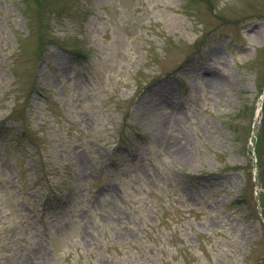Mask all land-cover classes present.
I'll use <instances>...</instances> for the list:
<instances>
[{
  "label": "rangeland",
  "instance_id": "rangeland-1",
  "mask_svg": "<svg viewBox=\"0 0 264 264\" xmlns=\"http://www.w3.org/2000/svg\"><path fill=\"white\" fill-rule=\"evenodd\" d=\"M262 95L264 0H0V264H264Z\"/></svg>",
  "mask_w": 264,
  "mask_h": 264
},
{
  "label": "trees",
  "instance_id": "trees-1",
  "mask_svg": "<svg viewBox=\"0 0 264 264\" xmlns=\"http://www.w3.org/2000/svg\"><path fill=\"white\" fill-rule=\"evenodd\" d=\"M263 100H264V99H263ZM261 110L264 111V101H263V104H262ZM262 123H263V121H262ZM260 135H261V133L258 131V132H257L256 143L258 142L257 140L259 139ZM256 152H257V150H256ZM256 156H257V153H256ZM258 158H259V157H257V159H256L257 165L260 164ZM262 201H263V200H262Z\"/></svg>",
  "mask_w": 264,
  "mask_h": 264
},
{
  "label": "bare ground",
  "instance_id": "bare-ground-1",
  "mask_svg": "<svg viewBox=\"0 0 264 264\" xmlns=\"http://www.w3.org/2000/svg\"><path fill=\"white\" fill-rule=\"evenodd\" d=\"M213 79V78H212Z\"/></svg>",
  "mask_w": 264,
  "mask_h": 264
}]
</instances>
